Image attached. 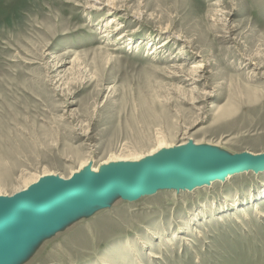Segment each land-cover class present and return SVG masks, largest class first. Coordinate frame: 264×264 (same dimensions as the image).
<instances>
[{"label": "rangeland", "instance_id": "374dc122", "mask_svg": "<svg viewBox=\"0 0 264 264\" xmlns=\"http://www.w3.org/2000/svg\"><path fill=\"white\" fill-rule=\"evenodd\" d=\"M184 143L264 153V0H0L1 196ZM80 211L20 264H264V170Z\"/></svg>", "mask_w": 264, "mask_h": 264}, {"label": "water", "instance_id": "95a60500", "mask_svg": "<svg viewBox=\"0 0 264 264\" xmlns=\"http://www.w3.org/2000/svg\"><path fill=\"white\" fill-rule=\"evenodd\" d=\"M192 152V145L188 144L135 165H110L104 168L103 176L98 180L89 178L88 169H85L70 181L47 178L26 192L0 198V261L5 256V247L20 243L18 247H10L9 252H17L28 235L56 233L64 218L61 212L102 206L105 194H115L112 189L127 196L116 193L118 197L132 201L162 186L181 187L184 183L208 182L229 172L264 166V156H217L213 152L196 156ZM151 176H156L157 184ZM76 196L82 199L78 197L80 199L76 200Z\"/></svg>", "mask_w": 264, "mask_h": 264}, {"label": "bare ground", "instance_id": "6f19581e", "mask_svg": "<svg viewBox=\"0 0 264 264\" xmlns=\"http://www.w3.org/2000/svg\"><path fill=\"white\" fill-rule=\"evenodd\" d=\"M94 4H97V3H94ZM93 6H96L97 7V5H93ZM109 12H108V15H112L113 13V11L112 12H110V10H114L112 7H110L109 6ZM113 18V17H112ZM118 19V18H117ZM116 20H115V18L114 19H109L108 20V27H111V29H110V31L109 32H107V31H105L102 35L103 36H101L102 38H108V37H110V36H112V34L114 33V32H117V31H120L121 29H122V25L121 24H119V23H115L114 24V22H115ZM168 43V42H167ZM164 47V46H163ZM192 70H197V69H199V68H201L200 66H199V64L197 63H195L192 67ZM197 145V144H196ZM184 146H186V143H184V144H181V145H179V146H176V147H170V146H168L169 148H166V149H161V150H158V149H154V150H151L150 152H148V155H146L145 157H143V155H129V156H124V157H119V158H114L110 163H109V165H114V166H117V165H135V164H137V163H139V162H141L142 160H144V159H146V158H151V157H154V156H157V155H159L160 153H163V152H165V151H170V150H175V149H178V148H182V147H184ZM192 146H194L193 144H192ZM158 150V151H157ZM207 150H209V149H207ZM208 152H210V153H214V151H208ZM244 155L246 156V157H250V158H254V157H260V156H264V153L263 154H257V155H251V154H248V153H244ZM262 166V165H261ZM258 166L256 169L255 168H251V169H247V168H245V169H243V170H236V171H233V172H229V173H227V174H225L224 176H222L221 178H217V179H213V180H210V181H208V182H195V183H184L183 185L184 186H181L183 189H186V190H192V189H195V188H199V187H205V186H208V185H210V183H212V182H216V181H219V183L220 182H225L226 180H228V179H230L231 177H233V176H236V175H238V174H241V173H247V172H249V171H251L252 173H258V172H261V171H263L264 170V166ZM85 169H88V175H89V178H92V179H96V180H98V179H101L102 178V176H103V174H102V171L104 170V167H102L97 173H93L92 172V170H90V167L88 166V167H86L85 168V165L83 164V165H81V168H80V170L78 171V172H75V173H73V174H71V176H70V178H68L67 180H65V179H61V177H60V179L61 180H64V181H70V180H72L73 178H75V177H77V176H79V174H81L82 172H83V170H85ZM54 177H56V176H54L53 174H47V175H43L42 177H40V179H37V181H33V183L32 184H30L29 183V185H27V186H25L24 187V189H22V190H20L19 192H17L16 194H19V193H23V192H26V191H28L32 186H34V185H37L38 183H40L42 180H44V179H47V178H54ZM153 177V178H152ZM156 176H151L150 178H152L153 179V181H154V183H158V181L156 182L154 179H156L155 178ZM59 178V177H58ZM149 177H148V179L149 180H151ZM36 180V179H35ZM152 182V181H151ZM159 183H161V182H159ZM166 183V182H165ZM170 183V182H169ZM112 191L115 193V194H105V196L102 198L104 201L102 202L104 205L106 204V203H109L110 202V200H114L115 198H116V193H119V194H122V195H124V197H127L125 194H123L122 193V191H120V190H117V189H115V190H113L112 189ZM112 192V193H113ZM16 194H14V195H16ZM13 195V196H14ZM5 196H1L0 195V198H4ZM12 197V196H11ZM78 197H80V196H76V197H74L75 199L77 198V199H82V197H80V198H78ZM7 198H9V197H7ZM76 199V200H77ZM100 202V203H101ZM75 209V208H74ZM72 211H63V212H61V215L62 216H64V217H67V215H69V216H73V215H75V216H73V218H72V220H71V222L72 221H74V220H78V219H82V218H79V213L81 212H74L73 211V209H71ZM82 210V209H81ZM72 212H74V213H72ZM72 213V214H71ZM81 214V213H80ZM61 227V226H60ZM60 229V228H59ZM55 231H57V230H55ZM59 231V230H58ZM43 237H46V235H44V234H40V235H28L25 239H26V241L22 244V246L20 247V249L16 252V253H14V254H9V255H6L9 251H10V247H18L19 245H20V243H17V244H15V245H13V246H7V247H5V249H4V253H5V256H3L1 259V261H0V264H20V262L22 261L21 260V257L22 256H25V255H27L38 243H40L42 240V238ZM10 253V252H9ZM155 258H158V254H156L155 256H154ZM5 261H7V262H5Z\"/></svg>", "mask_w": 264, "mask_h": 264}]
</instances>
